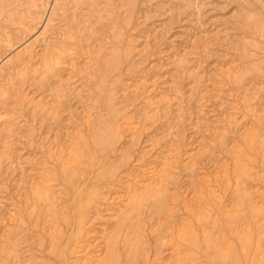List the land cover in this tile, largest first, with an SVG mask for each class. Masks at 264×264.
<instances>
[{"label":"rangeland","instance_id":"374dc122","mask_svg":"<svg viewBox=\"0 0 264 264\" xmlns=\"http://www.w3.org/2000/svg\"><path fill=\"white\" fill-rule=\"evenodd\" d=\"M13 1L0 0V62L24 39L37 54L0 75V264H78L90 236L100 264H152L161 251L167 262L160 225L182 228L178 264H264V0H204L199 12L194 0H60L44 33L46 13L4 20ZM55 46H65L59 64L42 73L43 48ZM141 75L146 91L124 95ZM146 95L160 99L156 109ZM127 113L139 118L136 145L119 125ZM148 141L152 154L173 143L183 154L162 197L146 194L119 220L102 216L106 190ZM42 174L51 203L33 195Z\"/></svg>","mask_w":264,"mask_h":264},{"label":"bare ground","instance_id":"6f19581e","mask_svg":"<svg viewBox=\"0 0 264 264\" xmlns=\"http://www.w3.org/2000/svg\"><path fill=\"white\" fill-rule=\"evenodd\" d=\"M59 2H60V0H53L52 3L49 5L48 10H47L49 0H40V2H38L37 0H14L12 3V6L9 8V10L4 15V17H5L4 20L10 21V22L15 21V23L21 25V23H23L27 18L25 16L26 14L29 15V17L32 20H34L36 18L39 20H42L44 13H46V16L44 19V25H43L42 32H41V33H44L46 31V27L49 26V24L51 23V21L53 19V15L55 14V11L59 8V6H58ZM203 4H205L204 0L203 1L202 0H194L193 1L194 8L197 12H199V9H200V7H202ZM21 33H22V31H21ZM24 40L21 42L22 46L20 47V49L18 51H16L14 54L9 56L8 58L6 57L5 60L0 62V75H1V73H3V71H5L6 68L10 69L11 65H16L17 67L24 65L23 56L28 55V56L32 57V55L37 54V50L35 51V49H36L35 40L29 41V42L27 40H25V41ZM5 41L8 43L10 48H12L13 44L10 45L11 39L8 38V36H6ZM43 41H44V39H43ZM43 49H45L46 51L43 55L40 56L39 65L41 67L42 73L49 74L56 67V65L59 64V56L61 55L60 53L62 52V50L65 49V46L63 48L61 46H55L52 48V50L50 49L49 51L47 50L48 49L47 47H44ZM114 55H116L117 58L122 56V54L118 51H116V53ZM178 61H181V59L179 58ZM21 73H23V72L21 71ZM223 74L227 78H229L230 75L234 74V72L228 70V71H225V73H223ZM143 76L141 75L134 84L125 85L122 89L123 94L124 95H126L127 93H134L136 95H137V93L143 94L147 89V87H146V85H147L146 81L147 80H145ZM45 82H47V81H45ZM246 92H248V91L244 92L243 96L241 97V101H243V102L245 101L246 106H248L250 103V98H248V94H246ZM4 95H5V91L0 87V98L4 97ZM149 95L145 96V103L149 107V111H152L158 107V105L160 103V99L155 98V97H150ZM201 96H203V95H201ZM163 98H165V97H163ZM201 99H202V97H201ZM217 99L220 100L219 97H217ZM248 111H252V110H248ZM127 114L128 115H126L124 118L121 119V122L119 123V125L124 132L128 133L129 139L131 142H133L132 145H134V142H135L134 139L136 138L135 136L139 130L138 129L139 118L134 113H127ZM224 116H225V114H224ZM224 118H232V116L229 114H226V116ZM171 130H173V129H170V130L168 129V135L171 134V133H169V131H171ZM114 134H116V132L113 129L112 135H114ZM172 134H173V132H172ZM174 134L175 135L172 138V141L175 142V144H176L177 138H180L179 137L180 135L178 136V133H174ZM253 135L255 136V134H253ZM100 140H101V138H99V141ZM151 141H154V140H151ZM136 142H137V140H136ZM136 142H135V145H136ZM252 142H254V141L252 140ZM252 142L250 141V146H249L248 150L251 151L252 153L255 152V155H260L262 150L258 146L253 147L254 143L252 144ZM147 143L145 142L143 145H141V147H139V149L140 148L141 149H140V153H138L139 155H138V158H137L135 165H134L135 168L130 169L129 171H127L126 174H124V177H123L124 179L119 180V185L111 186L109 188V190L108 189L106 190V193L104 194L103 202L108 204L110 207H106V208H103V210H100V212L102 213V216H108L111 218H113L115 216V217H117V220H119L120 218H123L124 213L127 212L130 208H132L133 213H135L136 208H138L139 204L143 201L144 196L146 194H149L152 196L162 197L163 191H162L161 186H162V183L165 181L166 177L168 176L169 171L172 169V167H173L172 165L174 164L175 161H177L176 160V158L178 157L177 151L179 148L177 145H179V144L177 143V145H175L173 143L175 146H173V144H170L169 148L170 147H172V148L169 149L167 146L168 149L166 152H158L155 155V154H152L153 148L156 149L155 145H153L154 146L153 147V146H151V144H149L150 143L149 141ZM156 145H158V143H156ZM50 150L54 154H57L58 158L60 157L61 159H63V157L65 156L64 150L62 149L61 146L56 145L54 148H53V146H51ZM125 156H127V155H125ZM180 156H183V154H181ZM68 157L69 156L67 155V158ZM188 157H189V155H188ZM6 158L7 159L9 158L8 154H7ZM189 158H191V156ZM192 158H194V157H192ZM189 160L191 161V159H189ZM63 161L64 160H61L62 163H64ZM187 163H189V162H187ZM191 169H193V168L191 167ZM191 172H192V170H191ZM242 172H243V174L245 173L244 171H242ZM39 179H40V182H38L36 184V187L33 190V195H34L36 200H42V201L51 203L52 202V192H51V188L47 184L48 179H47L46 174L40 175ZM201 180H202L201 181L202 183H206L207 179L205 178V179H201ZM211 193H212V196H215L214 198H219L218 197L219 195L216 196V194H214L215 191H211ZM181 202H183L186 205V207L190 206L189 205L190 201L186 200L185 198H183L181 200ZM97 210L98 209L94 208L93 211H91L93 213V216L97 215V213H98ZM89 221L91 222L92 220L89 219L88 221H86V223H88ZM82 226H83V223L80 221L78 228L81 229ZM257 226L259 227V229H261V232H260L261 234L260 233L259 234L264 235V219L261 218L259 220ZM162 227H163V225H160L159 228H162ZM159 228H158V226L156 228H154V230L157 231L158 234L163 233L162 237H160V239H159V242L164 246L167 245L168 250H169V247H173L170 250L171 256L169 257V259H172V260L168 259L167 262H164V258L161 256L163 252L161 251L158 254V257L155 258V261H153L152 264H175V263L178 264V256H179L178 249H179V245H180V240L183 237L182 228H177L176 230H171L168 233L164 232L163 230H161ZM88 234L89 233L87 232L86 235H88ZM259 234H257L256 237L260 236ZM90 238H91V240L89 242H86L84 245L77 248L76 253H75L76 260L74 261V263H78V264H100V262L102 260V259H100V257H101L103 249L100 248L101 246H99V248L94 247V246H96L95 244H96L97 239L93 236H90ZM87 239H89V238H87ZM92 245H94V246H92ZM257 256H258V260H259L260 254H257ZM27 264H37V263H35L34 261H29ZM102 264H103V262H102ZM234 264H239V263H238V261L235 260Z\"/></svg>","mask_w":264,"mask_h":264}]
</instances>
